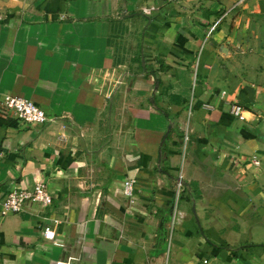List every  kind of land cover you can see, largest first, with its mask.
Segmentation results:
<instances>
[{
    "label": "crops",
    "instance_id": "1",
    "mask_svg": "<svg viewBox=\"0 0 264 264\" xmlns=\"http://www.w3.org/2000/svg\"><path fill=\"white\" fill-rule=\"evenodd\" d=\"M5 96L53 120L0 105V200L41 182L52 204L0 206V264H264V0H0Z\"/></svg>",
    "mask_w": 264,
    "mask_h": 264
},
{
    "label": "built area",
    "instance_id": "2",
    "mask_svg": "<svg viewBox=\"0 0 264 264\" xmlns=\"http://www.w3.org/2000/svg\"><path fill=\"white\" fill-rule=\"evenodd\" d=\"M222 20V19H221ZM219 20L214 25H212L206 36V41L211 37V35L217 30ZM198 88V71L197 68L194 72V81L192 87V100L195 98L196 91ZM0 105L5 110L11 112L15 117L24 124L28 125H37L43 126L52 122L53 118L47 114V112L39 107L33 101L23 98V97H14V96H5L2 98ZM192 105V103H191ZM230 113L238 120L245 121V110L242 104L234 103L230 106ZM191 115V112L189 113ZM264 121V117H263ZM190 141L188 131H185L183 136V145H182V154L183 158L186 155L187 145ZM252 163L256 167L264 166V158L255 155L252 159ZM264 174V167H263ZM139 184L137 179L129 178L124 183L123 194L127 198H133L137 193V188ZM185 184L183 182V177L179 173L176 192H175V205L171 221L172 231L176 228L184 219V215L178 209V203L185 192ZM35 204L41 208H48L52 204V195L50 194L47 185L45 183H35L32 188H14L10 189L0 200L1 213L3 216L8 214H20L22 213L28 205ZM44 237L47 240L55 241L56 232L50 227L46 228L44 231ZM82 261V255L69 256L65 260H60L56 264H80ZM207 263V261H204Z\"/></svg>",
    "mask_w": 264,
    "mask_h": 264
},
{
    "label": "trees",
    "instance_id": "3",
    "mask_svg": "<svg viewBox=\"0 0 264 264\" xmlns=\"http://www.w3.org/2000/svg\"><path fill=\"white\" fill-rule=\"evenodd\" d=\"M170 140V135L163 141L161 147H160V156H163L164 152H165V146L168 143V141Z\"/></svg>",
    "mask_w": 264,
    "mask_h": 264
}]
</instances>
